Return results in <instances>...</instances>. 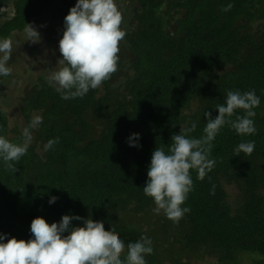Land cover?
<instances>
[{
    "label": "trees",
    "instance_id": "16d2710c",
    "mask_svg": "<svg viewBox=\"0 0 264 264\" xmlns=\"http://www.w3.org/2000/svg\"><path fill=\"white\" fill-rule=\"evenodd\" d=\"M52 1L14 0L0 38L24 31ZM125 1L119 10L126 35L108 80L70 100L44 75L22 90L26 126L34 115L43 123L32 131L26 155L14 162L16 172L0 163V233L27 241L35 217L52 223L79 215L114 229L126 245L121 259L128 243L146 235L153 247L147 264H193L205 257L218 264H264V0ZM229 3L231 10L221 11ZM49 29L39 31L50 43ZM253 89L261 99L254 109L256 133L240 136L225 125L212 141L211 171L200 180L190 170L193 188L182 206L191 211L178 223L156 214L143 192L153 151L167 152L171 137L193 124L188 136L202 138L205 112L215 118L229 90ZM237 115L243 110L231 119ZM22 132L10 128L0 102V135L22 144ZM133 134L141 147H129ZM57 137L60 142L45 151ZM248 141L255 142L253 153L235 156ZM52 196L57 199L49 204Z\"/></svg>",
    "mask_w": 264,
    "mask_h": 264
},
{
    "label": "clouds",
    "instance_id": "9594fccd",
    "mask_svg": "<svg viewBox=\"0 0 264 264\" xmlns=\"http://www.w3.org/2000/svg\"><path fill=\"white\" fill-rule=\"evenodd\" d=\"M232 8L229 3L221 11ZM123 16L116 0H76L74 6L64 18V30L59 40L62 58L61 67L47 77L51 87L64 100L83 98L91 89H96L108 80L118 68L119 43L126 35L121 29ZM27 41L37 43L41 37L33 26L27 24ZM13 41L0 38V77L11 75L8 62L12 59ZM261 103L255 90L241 92L229 90L225 103L219 104L218 115L212 118L205 112L207 123L202 138H190L188 133L196 125L185 128L171 137L167 152L157 147L151 156L146 183L143 192L151 197L156 207L154 212L164 215L178 223L191 209L185 201L192 191L193 180L190 170H196L197 178L203 180L214 166L209 159L212 141L225 125L240 136L256 133L255 108ZM243 110L244 115H236V110ZM43 123L42 115H34L29 125L23 129V143L10 142L0 135V163L11 172H16L14 162H19L26 155L33 135L32 131ZM141 137L133 134L128 139L130 148H139ZM59 138L49 139L44 145L45 151L58 144ZM255 142H241L235 149V156L241 153L251 155ZM57 197H50L48 203H55ZM73 220H82V226L73 225ZM31 238L27 241L0 233V264H147L146 256L153 252L152 241L141 235L136 242L127 244L114 232L106 231L104 223L79 215L65 214L60 221L49 223L44 217H35L30 224ZM67 233V234H65Z\"/></svg>",
    "mask_w": 264,
    "mask_h": 264
},
{
    "label": "rangeland",
    "instance_id": "374dc122",
    "mask_svg": "<svg viewBox=\"0 0 264 264\" xmlns=\"http://www.w3.org/2000/svg\"><path fill=\"white\" fill-rule=\"evenodd\" d=\"M13 1L0 0V24L12 16ZM125 2V0H119L116 1V4L121 9ZM66 3V0H53L49 3L46 14L42 18L31 21L32 24L30 25L38 30L41 38L46 39L47 46H44L42 39L37 43L27 41V28L21 32L14 31L11 37L8 38L13 41L12 59L8 62V66L12 71L11 75L0 85V102L6 110L10 128L23 130L27 127L20 109L22 90L33 84L39 75L48 77L52 71L61 67L58 61L62 58L59 51V40L63 34V22L76 1L74 0L70 6H66ZM48 26L53 32L50 31ZM53 26L56 29L61 26L62 29L57 33ZM46 28L51 32L49 40L53 47H50L47 37L43 35L44 33L39 31V29L44 30ZM192 262L193 264H218L213 257H205Z\"/></svg>",
    "mask_w": 264,
    "mask_h": 264
}]
</instances>
